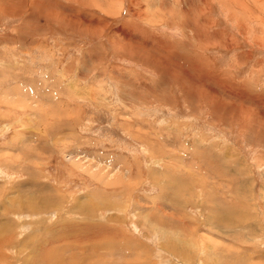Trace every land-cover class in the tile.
Returning a JSON list of instances; mask_svg holds the SVG:
<instances>
[{
	"label": "rangeland",
	"instance_id": "374dc122",
	"mask_svg": "<svg viewBox=\"0 0 264 264\" xmlns=\"http://www.w3.org/2000/svg\"><path fill=\"white\" fill-rule=\"evenodd\" d=\"M0 219V264L86 219L109 264H264V0H0Z\"/></svg>",
	"mask_w": 264,
	"mask_h": 264
},
{
	"label": "bare ground",
	"instance_id": "6f19581e",
	"mask_svg": "<svg viewBox=\"0 0 264 264\" xmlns=\"http://www.w3.org/2000/svg\"><path fill=\"white\" fill-rule=\"evenodd\" d=\"M54 198H55L54 195L51 196V195H49L47 193V194H44L42 196V198L41 197L39 198V200L41 202L38 203V204L27 201L28 202L27 203L28 206H25V205L22 206V205L17 204L16 206L11 207V208L13 210H16L17 209L16 207H19V209H24V208L27 209V208H30V209L39 211V210H42V208L43 209L50 208L53 204H55L56 201H54ZM26 199H28V198H26ZM19 203H21V202H19ZM90 204H82V206L78 207V211L84 213V215H86L87 217H91L92 213L94 212V206L93 205H90ZM94 204H95V202H94ZM6 210H8V208H6ZM84 217L85 216H82V218H84ZM4 220L3 219L2 220L0 219V231L1 230H4V228H5V230H4L5 231V235L2 236L1 233H0V247H1V249H2V247H5L6 246V242L9 239V234L10 233H11V237L9 239V242L12 239V228H13V225L10 224L8 221L5 222ZM228 220L229 219H226V221H228ZM93 221L94 220H92V222H91L88 219H86L82 223L77 222L76 224H72L70 226V228H67V225L64 224L65 226L63 225V227L60 229V231L63 232L61 235L59 234L62 239L69 240V241H71V240H73V241H79V244H78L77 248H79V250L81 252L79 254H76L75 253L71 257V259L68 261L69 263H71V264H77V263H79V264H92V262L94 261L93 264H97V263L98 264L99 263L100 264H104V263L109 264V262L107 260H104V257H105L106 254H103V252H102V249L105 248V246L103 244H106V246L109 245L108 247H110L111 250L117 249V248H121V247H127V245H121L120 243H117L115 241V239L117 237V236L115 237V234L116 233L114 234L113 232H111V230H109V227H107L104 224L97 223L99 221H97V222H93ZM60 237H58V239ZM59 240L58 241L56 240L57 243H59ZM67 243L65 245H67ZM77 243L78 242H76V244ZM55 244H56V242H55ZM83 244L84 245L85 244H88L89 247H86L85 246L86 247L85 248L83 246ZM37 247L39 248V253L37 255H35V257L34 256L32 257L33 260L31 262H30V260L28 261V262H30L29 264H55V262L51 261V260H53L54 249H57V246H53V242L52 243L50 242V244L48 245V244L44 243L43 240H41V241H39V243H38L37 246H35V244H33V247L32 248H37ZM88 250H92V251H88ZM105 252L107 253V250ZM111 255H113V253H111ZM123 255H125V253ZM3 257H4V255L2 253V250H0V258H3ZM93 257H96V259H95L96 261L93 259ZM122 257H125V256H122ZM122 257L119 258V259H122ZM131 258H135V260L137 259V257H131ZM126 259H128V258H126ZM127 261H129V260H127ZM137 261H138V259H137ZM64 263L61 262L60 264H64ZM126 263L127 264H132L133 262L132 263L126 262ZM144 263H146V262H144Z\"/></svg>",
	"mask_w": 264,
	"mask_h": 264
}]
</instances>
